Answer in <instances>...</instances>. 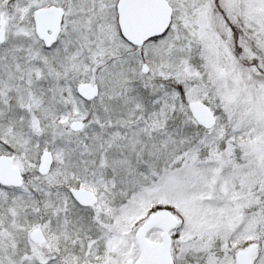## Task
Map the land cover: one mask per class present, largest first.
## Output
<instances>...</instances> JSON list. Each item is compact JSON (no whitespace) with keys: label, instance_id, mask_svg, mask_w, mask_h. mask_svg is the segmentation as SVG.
<instances>
[{"label":"snow or ice","instance_id":"snow-or-ice-1","mask_svg":"<svg viewBox=\"0 0 264 264\" xmlns=\"http://www.w3.org/2000/svg\"><path fill=\"white\" fill-rule=\"evenodd\" d=\"M0 264H264V0H0Z\"/></svg>","mask_w":264,"mask_h":264}]
</instances>
